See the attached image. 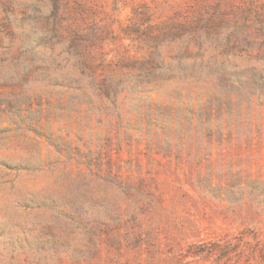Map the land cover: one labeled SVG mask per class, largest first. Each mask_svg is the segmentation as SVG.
Segmentation results:
<instances>
[{"label":"rangeland","instance_id":"374dc122","mask_svg":"<svg viewBox=\"0 0 264 264\" xmlns=\"http://www.w3.org/2000/svg\"><path fill=\"white\" fill-rule=\"evenodd\" d=\"M0 264H264V0H0Z\"/></svg>","mask_w":264,"mask_h":264}]
</instances>
